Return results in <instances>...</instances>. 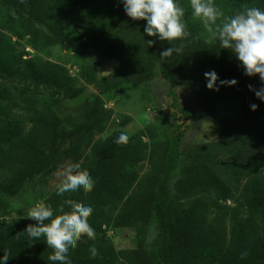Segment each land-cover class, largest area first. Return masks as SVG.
I'll use <instances>...</instances> for the list:
<instances>
[{"label": "trees", "instance_id": "1", "mask_svg": "<svg viewBox=\"0 0 264 264\" xmlns=\"http://www.w3.org/2000/svg\"><path fill=\"white\" fill-rule=\"evenodd\" d=\"M182 1L179 0L180 5ZM231 1L238 5L235 13L248 7L264 10V0ZM89 2L0 0L6 9L7 23L15 21L11 13L26 19L30 45L49 48L65 44L73 52L94 53L116 62V68L97 81V94L86 108L62 117L56 111V99L39 97L49 117L41 113L16 115L14 109L20 103L38 98L27 86L11 90L6 84L23 70L35 85L53 90L70 89L72 78L54 62L24 59L0 29V167L3 147L14 141L29 153L25 165L9 179L0 180V210L9 208L12 200L24 193L34 180L65 165L73 140L101 125L104 94L125 83L146 85L161 76L169 84L173 100L169 108L175 110H168L174 127L163 142L160 160L152 163L134 187L140 177L139 163L147 158L148 145L142 134H133L127 137L126 143L116 144L114 141L121 134L115 133L94 146L92 160L80 166V171L94 181L92 191L75 192L71 198L93 209L88 223L94 229V238L83 236L77 242L69 254L70 264H117L120 258L123 264H264V175L253 177L242 188L244 206L228 204L234 198V190L226 178L197 146L180 149L185 123L179 124L177 115L182 113L181 119L192 121L197 114L178 110L175 102L177 87L187 86L196 92L195 83L202 74L215 71L224 81L235 79L237 83L230 86L231 93L249 107L256 104V111L264 117V102L249 90V85L258 90L264 88V83L258 75H244L239 61L229 50L221 49L214 40H203L192 24H186L189 33L186 38L172 42L175 47L182 46V51L162 59L160 53L172 45L147 36L146 21L129 18L119 0L101 23L82 30H67L60 18L81 21ZM148 40L156 42L148 47ZM29 122L49 130L45 146H38L26 136L25 127ZM178 168L179 175L173 181V173ZM210 197H214L213 203ZM183 200H187V206ZM45 203L51 206L48 201ZM175 206L179 208L173 214ZM152 224L156 235L148 244L145 236ZM29 225L33 224L0 223V256L4 250H10L7 264H52L48 258L54 250L46 245L44 237L30 238L25 232ZM112 229L131 230L136 238L134 247L118 253L108 235Z\"/></svg>", "mask_w": 264, "mask_h": 264}, {"label": "rangeland", "instance_id": "2", "mask_svg": "<svg viewBox=\"0 0 264 264\" xmlns=\"http://www.w3.org/2000/svg\"><path fill=\"white\" fill-rule=\"evenodd\" d=\"M89 1L84 19L81 21H74L66 16L60 18L67 30H82L101 23L111 14L116 0ZM212 3L223 13V17L231 16L238 8L231 0H212ZM180 6L185 9L183 17L185 24L195 25L203 40H212L202 23L193 18L190 0H183ZM5 13L6 9L0 5V29L13 41L16 52L22 54L24 59L32 58L59 64L72 78L70 89L53 90L44 85H35L28 72L23 70L15 80H8L6 84L11 90L18 86H27L38 98L35 100L29 98L26 102L20 103L14 109V114L25 116L41 113L49 117L50 114L39 97L56 99V111L62 117L86 108L97 94V81L111 73L116 68V62L94 53L73 52L65 44L49 48L40 44L32 46L28 41L30 27L26 19L11 13L15 21L7 23ZM218 77V91L206 87L207 80L204 74L195 83L196 92L187 86L175 89L178 110L197 114V118L192 121L181 119L182 113L177 115V119H180L178 123H185L180 149L184 151L197 146L233 188L234 198L228 201V204L233 206L240 203L244 206L242 188L253 177L264 175V117L237 99L231 93L230 86H221L220 81L223 79L219 75ZM169 90V84L161 76H157L146 85L125 83L111 93L104 94V106L100 112L101 125L95 127L91 133H82L73 140L65 165L43 178L34 180L24 193L12 200L9 208L1 209L0 223L13 226L35 225L34 220L27 218L28 210L35 204L46 201L51 205L56 218L61 213L60 209L67 207L65 201L71 200L75 194L68 192L63 196L57 195L56 189L62 179L61 173L70 164L81 166L91 161L94 146L108 140L115 133L127 137L140 133L148 145L147 158L140 162L137 168L140 177L133 184L134 187L137 186L138 181L151 169L152 163L160 160L163 142L167 140L170 130L174 127L171 113L168 112L169 109L175 110L169 108L173 103ZM161 109L164 110V114H161ZM202 118L210 119L201 120ZM25 134L41 147L49 141V130L31 122L27 123ZM1 158L0 180H7L28 162L29 153L14 141L3 147ZM178 175L179 168L173 173V181ZM209 199L213 203L214 197ZM182 202L187 206V200ZM122 204L123 202L119 207H122ZM178 208L174 207L173 214ZM108 235L118 253L134 247L136 242L134 233L129 229H112L108 231ZM155 235L156 228L152 224L145 236L146 243H151ZM117 264H123L121 258Z\"/></svg>", "mask_w": 264, "mask_h": 264}, {"label": "clouds", "instance_id": "3", "mask_svg": "<svg viewBox=\"0 0 264 264\" xmlns=\"http://www.w3.org/2000/svg\"><path fill=\"white\" fill-rule=\"evenodd\" d=\"M125 14L132 20L146 21L144 33L149 37H156L159 41H173L186 38L189 33L183 20L185 9L180 6L179 0H119ZM190 8L194 19L199 20L204 29L210 34L212 40L218 42L221 49L229 50L239 67L248 77L259 76L264 83V10L257 7H248L237 11L231 16L223 17V13L214 6L212 0H190ZM221 17H223L221 19ZM156 41L148 40L146 44L151 47ZM181 47L171 46L160 53V57H171L173 53L179 54ZM207 80L206 87L210 90H219L217 81L219 77L215 71L204 74ZM235 79L220 81V85L235 86ZM257 99L264 102V88L253 89ZM252 104V111L257 110ZM127 142V136L121 134L114 143ZM79 164H70L61 173L62 179L56 189L59 196L68 192H91L94 181L91 176L79 170ZM65 205L70 209L53 219L54 211L44 202L35 204L28 210L27 218L34 220L35 225H29L25 232L32 239L45 238L46 245L53 249L49 256L52 264H70L69 254L83 236L94 238V229L88 223L93 209L85 204H78L66 200ZM50 221L49 223H46ZM4 250V249H3ZM11 252L5 251L0 256V264H7ZM243 258V257H242Z\"/></svg>", "mask_w": 264, "mask_h": 264}]
</instances>
